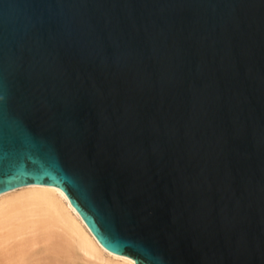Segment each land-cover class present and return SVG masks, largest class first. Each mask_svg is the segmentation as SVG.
Listing matches in <instances>:
<instances>
[{"label":"water","instance_id":"water-1","mask_svg":"<svg viewBox=\"0 0 264 264\" xmlns=\"http://www.w3.org/2000/svg\"><path fill=\"white\" fill-rule=\"evenodd\" d=\"M31 184L136 264H264V0H0V193Z\"/></svg>","mask_w":264,"mask_h":264},{"label":"bare ground","instance_id":"bare-ground-1","mask_svg":"<svg viewBox=\"0 0 264 264\" xmlns=\"http://www.w3.org/2000/svg\"><path fill=\"white\" fill-rule=\"evenodd\" d=\"M0 264H136L105 250L59 189L0 193Z\"/></svg>","mask_w":264,"mask_h":264}]
</instances>
